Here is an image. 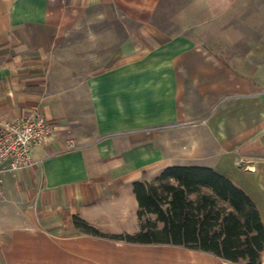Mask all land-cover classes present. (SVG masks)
<instances>
[{
    "label": "crops",
    "instance_id": "1",
    "mask_svg": "<svg viewBox=\"0 0 264 264\" xmlns=\"http://www.w3.org/2000/svg\"><path fill=\"white\" fill-rule=\"evenodd\" d=\"M37 112L54 140L2 177L0 264H234L75 227L139 233L134 184L173 167L226 177L264 224V0H0V121Z\"/></svg>",
    "mask_w": 264,
    "mask_h": 264
},
{
    "label": "trees",
    "instance_id": "2",
    "mask_svg": "<svg viewBox=\"0 0 264 264\" xmlns=\"http://www.w3.org/2000/svg\"><path fill=\"white\" fill-rule=\"evenodd\" d=\"M133 188L139 203V233L105 235L79 217H74L75 227L94 237L183 247L234 264H261L264 224L260 212L226 177L209 168L173 167L153 182L135 183Z\"/></svg>",
    "mask_w": 264,
    "mask_h": 264
},
{
    "label": "built area",
    "instance_id": "3",
    "mask_svg": "<svg viewBox=\"0 0 264 264\" xmlns=\"http://www.w3.org/2000/svg\"><path fill=\"white\" fill-rule=\"evenodd\" d=\"M52 123L40 112L25 119L0 121V199L2 177L7 173L21 172L34 168L35 150L54 140ZM71 142L66 151L75 150Z\"/></svg>",
    "mask_w": 264,
    "mask_h": 264
},
{
    "label": "rangeland",
    "instance_id": "4",
    "mask_svg": "<svg viewBox=\"0 0 264 264\" xmlns=\"http://www.w3.org/2000/svg\"><path fill=\"white\" fill-rule=\"evenodd\" d=\"M152 218V217H151ZM155 218V217H154Z\"/></svg>",
    "mask_w": 264,
    "mask_h": 264
}]
</instances>
